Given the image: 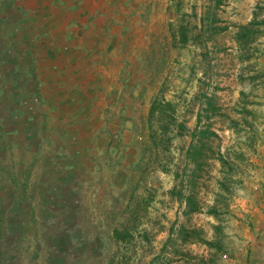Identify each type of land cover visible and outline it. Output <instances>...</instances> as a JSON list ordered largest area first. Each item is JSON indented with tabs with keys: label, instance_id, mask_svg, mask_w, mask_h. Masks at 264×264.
Returning <instances> with one entry per match:
<instances>
[{
	"label": "rangeland",
	"instance_id": "1",
	"mask_svg": "<svg viewBox=\"0 0 264 264\" xmlns=\"http://www.w3.org/2000/svg\"><path fill=\"white\" fill-rule=\"evenodd\" d=\"M107 3L80 75L0 81V178L53 222L0 264H264V0Z\"/></svg>",
	"mask_w": 264,
	"mask_h": 264
},
{
	"label": "crops",
	"instance_id": "2",
	"mask_svg": "<svg viewBox=\"0 0 264 264\" xmlns=\"http://www.w3.org/2000/svg\"><path fill=\"white\" fill-rule=\"evenodd\" d=\"M107 2L0 0V81L46 74L48 67L59 70L66 78L80 75L86 68L83 62L89 61L86 52L94 48V30L106 29L105 18L110 10ZM24 167L18 173L25 174L26 181L30 169ZM14 186L0 178V233L9 232L3 234L7 243L15 237L23 242L26 233H30V209L38 211L43 226L53 223L48 214L52 210V192L46 191L45 205L36 206L30 196L16 194Z\"/></svg>",
	"mask_w": 264,
	"mask_h": 264
}]
</instances>
